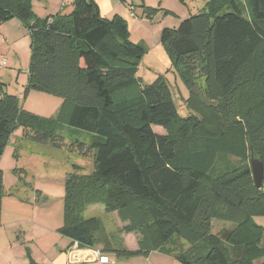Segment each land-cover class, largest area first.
Listing matches in <instances>:
<instances>
[{"label": "trees", "instance_id": "1", "mask_svg": "<svg viewBox=\"0 0 264 264\" xmlns=\"http://www.w3.org/2000/svg\"><path fill=\"white\" fill-rule=\"evenodd\" d=\"M246 1L248 15L236 0H208L177 28L162 29L160 43L192 113L181 117L165 77L140 84L147 48L130 42L122 17L105 19L93 0H73L69 14L37 19L30 0H0V24L16 17L31 34L25 96L35 91L62 100L56 118L45 119L0 89V158L19 128L28 141L56 149L65 148L57 133L63 126L89 136L68 148L91 155L93 168L82 174L73 165L65 177L60 235L78 248L108 247L101 220L83 217L86 208L102 205L126 223L124 232L139 235L136 250L106 249L117 258L164 251L180 264H264V229L253 221L264 217V177L259 189L253 186L247 163L254 152L264 167L260 73L249 78L257 94L254 124L231 116L234 95L249 85L241 72L264 48V0ZM4 196L0 170V216ZM213 220L234 228L213 234ZM174 240L188 247L167 249Z\"/></svg>", "mask_w": 264, "mask_h": 264}, {"label": "rangeland", "instance_id": "2", "mask_svg": "<svg viewBox=\"0 0 264 264\" xmlns=\"http://www.w3.org/2000/svg\"><path fill=\"white\" fill-rule=\"evenodd\" d=\"M110 1L114 11L127 20V27L131 37L141 34L145 30L152 38V41L145 42L141 39L137 41V43H141L147 48V52L139 62L137 69V77L140 79V84L143 85L152 83L156 78L155 73L161 70L158 67L161 62L153 44L159 43L162 29L177 28L183 20L204 8L208 0ZM236 1L243 13L248 15L247 1ZM64 2L65 7L62 8L60 0H30V6L35 17L43 19L49 14H69L73 9V0H64ZM130 6L133 9V16L130 15ZM222 10H228V8L226 7ZM30 46L31 34L26 23L14 17L0 24V89H2L3 94L15 96L19 107L24 111L45 119H55L62 103L60 98L35 91L28 92L25 96L28 82ZM174 73L171 72L168 75V80L166 79L170 96L181 117L191 116L192 113L188 110L185 103L187 90ZM259 73L261 84H264V48L257 51L241 72V77L244 79L241 80V83H247L248 81L249 85L243 87L245 93L242 96L236 97L234 95L233 98L237 101L234 104L233 113H231L232 118L235 117L239 121L248 120L250 124H254L251 118L256 113L253 107L257 101L255 100L257 94L250 90L254 84L251 83L253 81H249V78L252 74L259 75ZM199 76L198 72L196 74V77H198L197 84L202 83ZM153 131L156 134L166 135V131L157 126L153 127ZM57 133L65 139V148L56 149L49 144L28 141L24 138L23 129L19 128L11 134L3 151L0 158V170L3 174L5 196L1 204L0 264L5 259L13 261L27 259L28 263L30 261L36 263L48 258L43 254L41 248V242L47 233L37 228L29 227L27 220L32 218L34 221L38 219L44 222L51 229L50 235H53L52 228L63 224L64 180L66 175L72 171L73 165L81 167L80 173L82 174L90 173L93 168L91 155L82 156L77 152L68 151L69 145L73 144L77 138L88 141L89 136L79 132H71L70 128L64 126ZM253 153L249 154L247 163L251 172L252 185L257 188L255 174L258 175L259 173V165L255 163H259L262 169L261 184L264 177V167ZM230 160L235 162L234 159ZM219 163L223 164V162ZM36 194L38 201H35ZM83 215L85 218L95 217L100 219L107 232H109H105L109 242L108 247H105V244L100 242L95 246L94 251H98L102 255H109L106 249L128 250L129 241L132 245L138 243L139 235L124 232L126 223L119 221L117 216L112 213L105 212L102 205H95L89 208ZM17 217L21 218L19 223L17 222ZM253 221L264 229V217H254ZM17 224H19L20 233L14 231ZM233 228L234 225L228 222L211 221V232L216 235H221L224 231H229ZM53 233L60 235L57 231ZM16 235H20L21 239L19 240H22V243L18 246L13 244L16 241ZM102 237L100 235L99 240H102ZM12 244V248L7 250L8 246L10 247ZM260 244L264 247V234ZM187 247L188 245L185 242L176 240L167 245V249L170 250L175 248L184 250ZM137 248L138 244L130 250ZM258 262L256 261L254 264ZM109 264L180 263L173 255L164 251H153L145 256L114 257L110 259Z\"/></svg>", "mask_w": 264, "mask_h": 264}, {"label": "crops", "instance_id": "3", "mask_svg": "<svg viewBox=\"0 0 264 264\" xmlns=\"http://www.w3.org/2000/svg\"><path fill=\"white\" fill-rule=\"evenodd\" d=\"M93 1L98 5L100 15L103 18L111 19L115 15H118V16L123 18V16L117 14L114 11V8H113L110 0H93ZM60 2H61L60 3L61 7L62 8L65 7L64 0H60ZM129 10L131 11L130 15L133 16V14H132L133 9L131 6H130ZM50 15H53V14H49V16ZM123 19H125V18H123ZM126 22H127V20H126ZM140 39L145 41V42L149 41V40L152 41V38H150L149 33L145 30H143L141 34H137L134 37H131V35H129V40L133 44H138L137 41ZM153 45H154V50H155V52L159 58V61L161 62V63L158 62L159 63L158 67H160L161 70H159L157 73H155V75H156L155 77L157 78L158 76H163L168 80V75L171 72L174 73V70L172 69V66H171V61H170L169 57L167 56V54L165 53L160 41H159V43H156ZM160 64H163V65H160ZM35 197H36L35 201H38L36 195H35ZM38 198H39V195H38ZM91 207H93V206L86 208V210L84 212H86ZM112 214L114 216H116L115 213H112ZM83 217H84V215H83ZM0 218H2V217L0 216ZM20 219H21L20 217H17L18 223L20 222ZM27 223H28L29 227H34V228H37V229L47 233V235H45L43 241L41 242V244H42L41 248H42L43 254H45L48 258H44V259H42L36 263H34L33 261H30L28 263L27 259H20L18 261L5 259V260H3L2 264H100L98 262V259L93 254V251L95 249L78 248L77 245L72 243L68 238H64V236L62 237V235L60 236V235H56L55 233H53V232L57 231L62 226V224L61 225L59 224V226H57L56 228H52V234L53 235H50L51 229L48 226H46V224L44 222H42L38 219L36 221H34L32 218H30L29 220H27ZM1 224H0V226H1ZM103 227H104V225H103ZM104 230L106 233H109V232H107L105 227H104ZM14 231H16L17 233L21 232L19 230V224L16 225V228H14ZM57 236H60V237H57ZM16 237H17L16 241L13 244H16L18 246L19 244L22 243V240H19V239H21L20 235H16ZM13 244L10 245V247L8 246L7 250H10L12 248ZM58 244H60V245L57 246ZM128 244H129L128 250L135 248L137 246V243L132 245L130 241L128 242ZM57 252H59V253H57ZM104 256L107 257L108 263H103V264H109L110 259L116 257L114 254H109V255L104 254Z\"/></svg>", "mask_w": 264, "mask_h": 264}, {"label": "built area", "instance_id": "4", "mask_svg": "<svg viewBox=\"0 0 264 264\" xmlns=\"http://www.w3.org/2000/svg\"><path fill=\"white\" fill-rule=\"evenodd\" d=\"M75 245H77L76 243H74ZM94 256L98 259V262L100 264L103 263H108V259L106 256L102 255L100 252L98 251H93Z\"/></svg>", "mask_w": 264, "mask_h": 264}, {"label": "water", "instance_id": "5", "mask_svg": "<svg viewBox=\"0 0 264 264\" xmlns=\"http://www.w3.org/2000/svg\"><path fill=\"white\" fill-rule=\"evenodd\" d=\"M255 164H258L259 166H258V175L257 174H255L256 175V180H257V188H260L261 187V172H262V169H261V167H260V164L259 163H255Z\"/></svg>", "mask_w": 264, "mask_h": 264}]
</instances>
